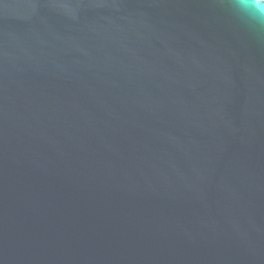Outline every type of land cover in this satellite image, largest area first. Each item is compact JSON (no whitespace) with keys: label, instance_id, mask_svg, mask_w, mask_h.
Returning <instances> with one entry per match:
<instances>
[{"label":"water","instance_id":"95a60500","mask_svg":"<svg viewBox=\"0 0 264 264\" xmlns=\"http://www.w3.org/2000/svg\"><path fill=\"white\" fill-rule=\"evenodd\" d=\"M0 264H264V26L0 0Z\"/></svg>","mask_w":264,"mask_h":264},{"label":"clouds","instance_id":"9594fccd","mask_svg":"<svg viewBox=\"0 0 264 264\" xmlns=\"http://www.w3.org/2000/svg\"><path fill=\"white\" fill-rule=\"evenodd\" d=\"M232 8L246 22L264 26V0H232Z\"/></svg>","mask_w":264,"mask_h":264}]
</instances>
